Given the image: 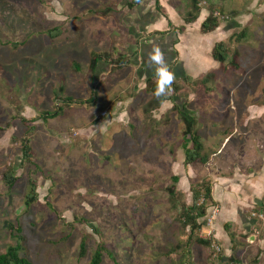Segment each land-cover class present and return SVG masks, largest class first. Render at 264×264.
I'll return each instance as SVG.
<instances>
[{
    "label": "rangeland",
    "instance_id": "374dc122",
    "mask_svg": "<svg viewBox=\"0 0 264 264\" xmlns=\"http://www.w3.org/2000/svg\"><path fill=\"white\" fill-rule=\"evenodd\" d=\"M201 1L225 17L226 61L178 74L174 101L146 114L136 43L164 40L175 59L180 35L182 61L196 62V28L182 30L190 0L171 2L178 26L157 34L144 27L160 13L152 0H0V254L19 243L32 264H86L101 244L100 264H264V0ZM91 53L115 61L94 84ZM174 104L195 120L206 164L184 165ZM204 185L210 200L199 192L205 214L191 233L166 189L191 206L190 187Z\"/></svg>",
    "mask_w": 264,
    "mask_h": 264
},
{
    "label": "trees",
    "instance_id": "16d2710c",
    "mask_svg": "<svg viewBox=\"0 0 264 264\" xmlns=\"http://www.w3.org/2000/svg\"><path fill=\"white\" fill-rule=\"evenodd\" d=\"M154 10L156 12H161V7L159 5L158 0H152ZM204 1L201 0H190L191 4V11L188 12L187 18L184 20V22L191 23L194 22L196 17L199 14V11L201 10L202 3ZM132 7V4L130 5ZM214 7H208L207 11L208 14L206 18L203 20V22L200 24L199 32L202 34L210 33L214 31L218 27V21L220 20L219 17L214 16V13L216 12L219 16L220 13L215 10ZM224 20V19H223ZM243 36L241 33L238 37ZM237 37V38H238ZM225 44L224 42H217L213 45L210 51V56L212 60L216 63L223 64L226 61V52H225ZM112 60H109L105 57V55L91 53L88 60V70L91 74V84L95 83L96 75H98L99 71L102 73L104 69H99L98 65L99 63H103L105 65V69L108 67L111 68ZM117 63H121L119 58L117 59ZM233 67L237 68V64L233 61ZM152 78H147L145 80L146 83V89L148 93L150 94V99L148 103L146 104L145 113L154 110L160 106L164 101L171 100L174 101V99H169L168 96L161 97L157 99L154 96V90L156 87V77H154L155 81L152 82ZM203 81V79L201 80ZM91 97L88 99V101H91L94 97L95 93L92 90ZM83 103V102H80ZM173 108H176L178 113L180 114V120L182 122V138H181V149L183 152L184 157V165L192 164L194 162H198L201 165L206 164L208 157L205 154H202V143L200 141V138L198 134L196 133L194 129L195 120L193 117L188 115L186 104H181V106L177 107L176 104L173 105ZM61 110L55 109L52 112H46L41 115L43 120L47 119H53L59 115ZM21 153L22 157L24 159H29L30 157V146H29V139L27 137H24L22 140V146H21ZM13 170L11 169L10 172H7L3 175L4 181L7 183L8 187H11L14 183V178L11 175ZM177 177H172L171 182L172 184H175L177 182ZM197 188L190 187V192L192 194V200L193 204L191 206H185L183 204L179 205L177 204V201L174 197V188L173 186L166 189L168 198L170 203L179 211V216L182 219L183 226L188 227L189 231L192 233L194 230L199 228V224L197 223L198 219H201L205 214V204H202L200 206H196L195 200L199 196V192H202L201 196L204 199V201L210 200V190L207 185L204 186H196ZM34 184L32 182L29 183V194L28 199L26 200L27 204L32 203L35 201V190H34ZM12 226L8 224V230L10 232L14 231L16 234L19 233V229L15 228L12 230ZM16 240L20 241L21 238L19 236H16ZM195 242L199 245H208L209 243L207 241L201 240V239H195ZM20 245L17 243L14 246H9L5 249V251L0 254V264H32L29 262L26 258L19 255ZM104 251V248L101 244H98L95 248V250L92 252L88 262L86 264H100L102 259V252ZM85 253V247L84 242L81 241L79 244V255L82 256Z\"/></svg>",
    "mask_w": 264,
    "mask_h": 264
},
{
    "label": "crops",
    "instance_id": "0c3cea01",
    "mask_svg": "<svg viewBox=\"0 0 264 264\" xmlns=\"http://www.w3.org/2000/svg\"><path fill=\"white\" fill-rule=\"evenodd\" d=\"M174 0H158L159 5L161 7V12L158 13L159 15L154 16L153 19L149 22H147L146 25H144V27H146V33H153L156 32L160 33L159 31H165L167 30V26L173 25V26H178L177 24V18H176V12H175V5H172L171 2ZM165 9V10H164ZM165 12V13H164ZM208 14V11L205 8H201V10L199 11L198 16L196 17V19L194 20V22L191 23H185L183 24V28L182 30L186 33H189V29L190 27H194L196 28L197 34L195 35V37H193L192 39L190 38L189 40H193L191 42L192 47L191 49L193 50V55L194 57H196V62L193 61H188L187 63L183 62L181 59V42H180V35L178 36V40H175V42H173L172 44L170 43L169 48L174 46L173 49L175 51V53H177V57L175 59H172L170 57H168V61H169V68L171 70H173L176 73V77L178 76V74H181L183 72H185L189 77L191 78H195L196 75L200 74V71H204L206 69V67H210L212 63H215L214 61H210L206 58V54L207 56H209V53L211 51V48L213 47V45L217 42H223V39L227 33V29L224 28V26H222V24H218V27L210 32V33H206V34H202L199 32V27L200 24L203 22V20L206 18ZM176 20V21H175ZM180 21V20H179ZM215 32V34L213 33ZM217 33V34H216ZM160 35V34H158ZM220 35V36H217ZM185 36V34H184ZM200 40H202V42H199ZM198 41V43H197ZM153 43H157L159 44L161 47H164V49L167 48V44L166 42H164V40H146L145 42H142V40H140L139 42L136 43V52L134 53L133 57H134V62L137 64H140V66L142 67L143 70H139V71H143L145 72V74H147V76L150 75H154V71L148 67L147 63H146V54L147 51L150 50L151 45ZM189 43H186V45H188ZM205 44H208V53H206V48H205ZM201 51H203V55L201 56ZM132 53V51H131ZM178 60V62H177ZM139 61V62H138ZM99 69H104V71L102 73H98V75L103 74L106 69H105V65L103 63H99L98 65ZM150 72V73H149ZM146 76V79L148 78ZM151 78V77H149ZM145 79V80H146ZM256 192V190H255ZM257 203V202H256Z\"/></svg>",
    "mask_w": 264,
    "mask_h": 264
},
{
    "label": "clouds",
    "instance_id": "9594fccd",
    "mask_svg": "<svg viewBox=\"0 0 264 264\" xmlns=\"http://www.w3.org/2000/svg\"><path fill=\"white\" fill-rule=\"evenodd\" d=\"M146 63L154 71L156 77L154 96L157 99L170 96L172 85L176 80V73L169 68L166 50L159 44L153 43L150 50L147 51Z\"/></svg>",
    "mask_w": 264,
    "mask_h": 264
},
{
    "label": "built area",
    "instance_id": "2783aa9c",
    "mask_svg": "<svg viewBox=\"0 0 264 264\" xmlns=\"http://www.w3.org/2000/svg\"><path fill=\"white\" fill-rule=\"evenodd\" d=\"M214 16L219 17L220 20L225 19V17L219 16L216 12L214 13ZM213 214H215V212H213ZM209 222H211V219L210 218L208 219V224H209Z\"/></svg>",
    "mask_w": 264,
    "mask_h": 264
}]
</instances>
